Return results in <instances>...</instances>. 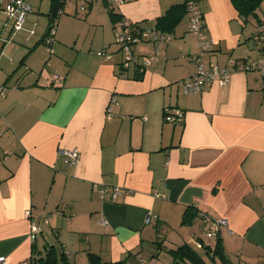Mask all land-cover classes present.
<instances>
[{"label":"crops","instance_id":"1","mask_svg":"<svg viewBox=\"0 0 264 264\" xmlns=\"http://www.w3.org/2000/svg\"><path fill=\"white\" fill-rule=\"evenodd\" d=\"M9 1L0 0V11ZM67 1L53 52L43 42L50 0L43 19L29 5L24 31L14 36L19 48L10 44L4 53L5 41L0 45V85L8 88L0 99V257L6 264H34L33 256L53 246L70 264H88V254L103 262L130 256L129 264H172L166 249L198 239L213 247L203 214L227 219L219 231L225 253L241 243L242 258L264 259V78L236 72L224 88L184 95L178 82L195 72L198 42L188 32L183 0H104L107 10L97 14V0L81 1L83 10L77 0ZM199 5L212 44L205 62L224 66L260 56L257 21L249 26L230 0ZM2 17L3 36L11 23ZM118 19L174 37L136 45L133 54L149 63L123 70L114 42ZM101 50L111 58L98 57ZM167 107L181 111L182 121L165 122ZM59 149H76L78 163L65 165ZM114 187L122 193L117 201L99 198V188ZM187 207L198 214L185 227ZM30 221L44 240L38 246L36 239L34 254ZM170 225L186 240L175 233L169 248L164 233Z\"/></svg>","mask_w":264,"mask_h":264},{"label":"built area","instance_id":"2","mask_svg":"<svg viewBox=\"0 0 264 264\" xmlns=\"http://www.w3.org/2000/svg\"><path fill=\"white\" fill-rule=\"evenodd\" d=\"M85 3H89L90 0H82ZM186 1V14L188 15V32L192 34L198 42V53L191 57L192 64L195 65V72L190 76H186L184 79L178 82V87L184 95L202 94L207 92L211 87L217 86V88H224L229 82L231 74L236 72L245 73H257L264 78V22L256 28V32L253 35L254 39L262 46L260 56L253 60H242L235 63H228L224 66L216 64H210L205 62V55L212 49V44L207 38L206 28L204 24V18L200 2L201 0H185ZM122 0H110V5H121ZM85 7L81 4V9ZM6 21L11 23V31H20L25 22V16L30 12L29 6H27L24 0H10L4 8ZM55 27L48 31V34L44 38L45 45L48 46L51 51L52 44L54 43ZM173 34L160 32L154 26H142L138 23L131 22L125 19L120 20L117 23V31L115 33V44L118 46V52L121 53V68L127 70L130 67H145L149 63L147 59L141 60L134 53V47L140 43L152 42V43H169L173 38ZM100 58L109 60L111 55L105 53L104 50L97 52L96 54ZM123 77V75H120ZM53 82H58L59 76L52 75ZM8 88L4 85H0V99L6 96ZM115 103V97L112 95L107 107V111L111 112V104ZM164 120L167 123H179L183 119V113L179 110H171L168 107L163 112ZM57 158H60L62 162L67 166H74L79 161V153L76 149H59L57 151ZM99 198L108 199L111 202L117 201L118 197L122 194L121 190L117 187L108 191L106 188H99ZM207 230L208 238H215L216 234L222 227L228 226V221L225 218L213 219L207 215L200 214ZM27 218H31L30 210L25 212ZM154 217L150 213L145 218V224H153ZM102 225L105 221L100 222ZM41 233V228L33 221H30L29 226V240L31 243H35L37 236ZM5 257H0V264H6ZM138 264H147L146 261L139 260Z\"/></svg>","mask_w":264,"mask_h":264},{"label":"trees","instance_id":"3","mask_svg":"<svg viewBox=\"0 0 264 264\" xmlns=\"http://www.w3.org/2000/svg\"><path fill=\"white\" fill-rule=\"evenodd\" d=\"M183 7L186 12V1L183 0ZM235 12H237L238 16L242 19H248L250 17H257L256 10H258L264 0H230ZM65 0H50V10L48 13L49 17V25L47 29L48 31L55 27L56 29V21L57 18L60 16V14L63 13V7H64ZM108 4V3H107ZM110 5V4H108ZM107 5V7H108ZM109 13H111L112 16L113 13L111 10H109ZM115 17V16H114ZM122 19H118L119 22ZM264 20L257 21V27L261 24H263ZM46 34V35H47ZM45 38V37H44ZM44 42V39H43ZM263 78V77H262ZM198 211L194 207H187L185 209L183 216L182 225L183 226H190L192 224V220L197 217ZM214 219V218H213ZM204 234L207 237V230L204 223ZM208 238V237H207ZM219 232L216 234L214 239L213 247L207 246L204 244V242L200 239L197 240V244H190L189 242H184L180 246H177L176 248L170 249L167 251V254L170 256L172 260V264H207L206 257L212 258V260L215 259V257L219 256L225 263L227 262L222 239H220ZM37 239V238H36ZM211 239V238H208ZM161 240L156 241L157 245H161ZM32 244V253L34 254V248L35 243ZM197 245V246H196ZM60 255V257L58 256ZM129 257H126L125 259L118 261V262H103L100 257L94 254H88V264H129L128 260ZM34 264H70L68 260L66 259V256L63 253L58 254L54 249L53 246H48L45 248V255L40 258H34V256L30 259Z\"/></svg>","mask_w":264,"mask_h":264},{"label":"rangeland","instance_id":"4","mask_svg":"<svg viewBox=\"0 0 264 264\" xmlns=\"http://www.w3.org/2000/svg\"><path fill=\"white\" fill-rule=\"evenodd\" d=\"M72 1H76V0H72ZM81 1L82 0H77V2H79V4L77 5L78 6V8H80V10H81V4H83V3H81ZM24 2H25V4L27 5V6H31V7H33V11H35L36 12V14H37V16L38 17H40V18H44L45 16H44V14H45V9H46V7L48 6V0H24ZM68 2V4H69V0L67 1ZM77 2H75V5H76V3ZM105 2H104V0H97L96 1V3L94 4L95 6H94V12H95V14H97V12H98V10H104L103 8H105L106 10H107V6H104L103 4H104ZM108 3H109V1H108ZM29 6V7H30ZM2 8V7H1ZM69 10H70V8H69ZM100 12H103V11H100ZM0 13L3 15V17H2V20H4V22H6V20H7V17H6V15H5V12H4V10H2L1 9V11H0ZM28 14V13H27ZM26 14V15H27ZM256 14H257V17H250V21H249V26H251V25H254L253 23H255L256 21H259V20H264V1L262 2V4H261V6H260V8L258 9V10H256ZM83 15V14H82ZM82 15H81V18H82ZM66 17V15L65 14H60V21L61 20H63V18H65ZM80 18V19H81ZM82 20V19H81ZM7 22H9V21H7ZM257 23V22H256ZM60 24V23H59ZM62 24V23H61ZM61 24H60V26H61ZM25 25H26V17H25V22H24V25H23V27H22V29L21 30H23L24 28H25ZM59 25H58V27H56V32H58V34L60 33L59 31H60V29H61V27H60ZM6 29H5V33H3V36L2 35H0V45H2L3 44V42L5 41V44H4V53H6V51H7V49L10 47V46H8V45H10V44H12L13 46H12V48H13V50H16L15 49V46L17 47V48H19V46L16 44L17 43V40H18V38L16 37V38H14V36L19 32V31H16V32H14V31H10L11 30V24H8V25H6V27H5ZM68 28V27H67ZM20 30V31H21ZM24 31V30H23ZM34 30H33V28L32 29H30V30H28L27 32H25V33H27V34H32V32H33ZM54 31V32H55ZM22 32V31H21ZM56 32H55V34H56ZM10 34H11V38H9V36H10ZM84 34H86V31H83V35ZM57 35V34H56ZM56 35H54V38H55V36ZM16 39V40H15ZM55 39H57V38H55ZM54 39V40H55ZM15 40V41H14ZM55 42V41H54ZM44 45H45V43H44ZM46 46V48L49 50V48H48V46L47 45H45ZM53 47V46H52ZM51 51L53 52V49L51 48ZM10 55H12L11 53L10 54H8L7 55V59H8V56H10ZM119 55H121V53L119 52ZM257 74V73H256ZM175 233H176V235L178 236V237H181V239L182 240H180V242H183L184 241V239H185V237H184V235L181 233V234H179L180 232L178 231V229H176L175 228V226L174 225H170V226H168L166 229H165V237H166V241H165V246H167V247H174L173 245L174 244H171V243H173V242H171L170 240H168V238L169 237H171V239L172 238H174L175 237ZM181 235V236H180ZM176 236V237H177ZM37 238L39 239L38 240V246L39 245H42V243H43V239H42V237H41V234H39L38 236H37ZM214 239L215 238H211V239H208V240H210L211 241V243H214ZM160 240V239H159ZM186 240V239H185ZM187 240H189V241H191L190 240V238H187ZM54 241V240H53ZM171 242V243H170ZM54 243V242H53ZM56 245H59L57 242H56ZM154 250V249H153ZM167 249L166 250H164V252L163 253H167ZM155 252V251H154ZM224 252V251H223ZM61 253V251H59L58 250V254H60ZM225 253V252H224ZM241 243L239 244V247L238 248H235L234 250H230V252L229 253H225V257H226V260H227V262L225 263L219 256H217V257H215V259L214 260H212V258H210V257H206V260H207V264H264V259L263 258H252V259H250V258H248V259H245V258H242L241 257ZM59 257H60V255H58ZM165 257H166V255H165ZM239 259H241V261L239 262ZM81 261V260H80ZM80 261L78 262V263H76V264H80ZM156 262L158 263V264H163V262L162 261H160V259L159 260H156ZM72 263V262H71ZM59 264H61V263H59ZM73 264V263H72Z\"/></svg>","mask_w":264,"mask_h":264}]
</instances>
